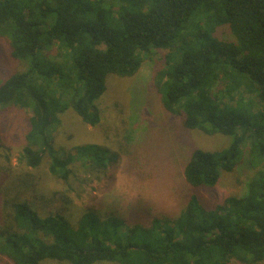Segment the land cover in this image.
Segmentation results:
<instances>
[{
  "label": "trees",
  "instance_id": "obj_1",
  "mask_svg": "<svg viewBox=\"0 0 264 264\" xmlns=\"http://www.w3.org/2000/svg\"><path fill=\"white\" fill-rule=\"evenodd\" d=\"M0 38L21 65L0 84V110L29 112L18 160L26 167L47 162L68 180L76 165L104 173L121 158L135 164L129 135L62 150L54 133L69 110L102 124L98 102L111 78H134L150 63L166 112L188 130L230 138L192 152L183 168L192 192L174 217L88 209L72 222L68 198L41 211L53 198L22 199L29 173L4 170L1 256L13 264L264 263V0H0ZM239 165L250 169L243 193L204 205L199 192Z\"/></svg>",
  "mask_w": 264,
  "mask_h": 264
},
{
  "label": "rangeland",
  "instance_id": "obj_2",
  "mask_svg": "<svg viewBox=\"0 0 264 264\" xmlns=\"http://www.w3.org/2000/svg\"><path fill=\"white\" fill-rule=\"evenodd\" d=\"M221 36L233 38L228 32ZM20 68V63L10 56L7 42L0 38V84L8 74ZM155 70V64L150 63L136 75L138 77L111 78L109 93L105 96L104 93L98 102L102 124H84L69 110L61 116V124L54 133L56 146L62 150H72L82 144L109 146L129 135L130 151L135 159L131 167L124 158L116 168L104 173L76 165L69 179L64 180L49 172L47 162L35 169L20 164L29 112L13 106L0 110V174L20 168L29 173L19 186L18 196L39 203L53 198V204H39L41 211L43 208L61 209L56 197L68 198L71 202L66 215L72 222L88 209H99L102 213L115 210L120 215H128L131 209L149 207L153 215L174 217L192 192L183 175L192 152L196 148L218 150L230 142V138L188 130L181 117L166 112L151 85ZM248 175L250 169L245 165L223 173L214 189L199 192L202 203L210 206L242 194ZM2 181L0 179L1 189ZM0 264L13 263L0 255ZM42 264L69 263L48 260Z\"/></svg>",
  "mask_w": 264,
  "mask_h": 264
}]
</instances>
